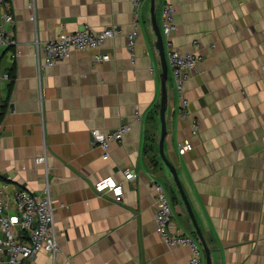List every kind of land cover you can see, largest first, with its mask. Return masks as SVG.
<instances>
[{"label":"crops","instance_id":"obj_1","mask_svg":"<svg viewBox=\"0 0 264 264\" xmlns=\"http://www.w3.org/2000/svg\"><path fill=\"white\" fill-rule=\"evenodd\" d=\"M165 3L175 9L169 38L162 34ZM5 13L16 45L0 49V72L11 79L0 81V182L37 197L47 188L57 230L54 260L40 253L26 264H189L186 247L169 246L155 232L156 182L169 199L171 230L197 239L158 151L161 65L150 0L139 7L129 0H7L0 21ZM152 13L165 55L170 44L200 58L184 86V118L167 62L163 151L211 264H264V0H154ZM135 14L132 64L127 35ZM83 25L115 30L99 49L108 59L95 64V51H73L38 71L35 42ZM121 126L129 131L103 160L91 132ZM185 140L192 150L180 155ZM41 155L46 164L36 165ZM124 170L136 178L125 180ZM105 178L122 186L119 202L94 191Z\"/></svg>","mask_w":264,"mask_h":264},{"label":"built area","instance_id":"obj_2","mask_svg":"<svg viewBox=\"0 0 264 264\" xmlns=\"http://www.w3.org/2000/svg\"><path fill=\"white\" fill-rule=\"evenodd\" d=\"M7 0H0L2 5ZM134 7H139L143 0H129ZM33 12L31 20H35L34 7L28 6ZM175 9L170 3H165L161 9L162 34L167 38L175 30ZM6 25L7 27H5ZM13 18L5 13L0 21V49L9 50L16 45L10 27ZM9 27V28H8ZM139 32L138 17L135 14L132 21V30L127 35V52L131 63L136 58V38ZM116 36L115 30L106 28L100 31L92 30L88 25L75 32L60 30L56 38L48 42H35L36 67L38 71L53 66L54 64L68 58L73 51H95L93 60L95 64H102L108 59L107 54L99 52L105 41ZM166 60L171 70V77L177 91L179 106L178 115L184 118L187 115V100L184 96V86L189 79L190 71L196 66L199 57L194 54H181L168 44ZM14 57V54H11ZM11 79L7 73L0 72V81L9 82ZM138 116V112H135ZM193 132L198 130L196 123L192 124ZM129 131L128 126H121L117 130L101 134L91 132L92 145L101 149L102 159L109 157L110 144L119 142L123 135ZM192 150L188 141H183L178 146V153L184 155ZM36 165H45L46 156L41 155L35 159ZM125 180H134L136 175L129 170L123 171ZM7 184L0 182V264H26L33 260L38 254H48L53 261L58 252L57 230L54 220V206L50 200L48 190L45 189L43 197H37L26 189L9 192ZM96 194L101 196L104 192L112 193L114 199L119 202L123 191L120 184L113 179L105 178L93 186ZM154 190V225L155 232L161 240L169 246H183L189 250V264H202L203 249L197 239L180 232L171 230V206L166 192L159 183L153 184Z\"/></svg>","mask_w":264,"mask_h":264},{"label":"water","instance_id":"obj_3","mask_svg":"<svg viewBox=\"0 0 264 264\" xmlns=\"http://www.w3.org/2000/svg\"><path fill=\"white\" fill-rule=\"evenodd\" d=\"M151 2V23H152V29L156 37V42H155V47L158 51L159 54V59H160V65H161V97H160V108H159V121H160V139L158 143V151H159V156L166 166V168L169 170V173L172 176L173 182L177 188V191L179 193V196L181 198V201L186 209V212L189 216V219L192 223V226L194 228L196 237L201 244V247L203 249L204 255H205V264H211V258H210V251L209 248L207 247V244L203 238V235L198 227V224L196 222V219L194 217V214L192 212V209L189 205V202L184 194L183 188L180 184V181L177 176L176 169L174 166L166 159L163 151V142L165 139L166 135V123H165V111H166V106H167V91H166V81L168 78V65H167V60L166 56L164 53V47H163V41H162V36L160 34L159 28L155 22L154 16H153V3L154 0H150Z\"/></svg>","mask_w":264,"mask_h":264}]
</instances>
